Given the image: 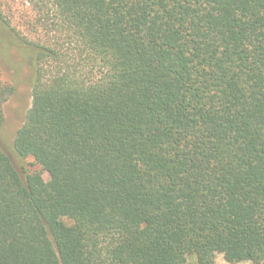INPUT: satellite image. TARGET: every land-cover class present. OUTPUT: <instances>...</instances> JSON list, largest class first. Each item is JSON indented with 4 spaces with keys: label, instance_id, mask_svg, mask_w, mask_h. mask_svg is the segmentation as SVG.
<instances>
[{
    "label": "trees",
    "instance_id": "obj_1",
    "mask_svg": "<svg viewBox=\"0 0 264 264\" xmlns=\"http://www.w3.org/2000/svg\"><path fill=\"white\" fill-rule=\"evenodd\" d=\"M28 1L0 264H264V0Z\"/></svg>",
    "mask_w": 264,
    "mask_h": 264
},
{
    "label": "rangeland",
    "instance_id": "obj_2",
    "mask_svg": "<svg viewBox=\"0 0 264 264\" xmlns=\"http://www.w3.org/2000/svg\"><path fill=\"white\" fill-rule=\"evenodd\" d=\"M40 12L28 0H0V71L2 79L14 86L10 98L4 103V124L0 128V148L6 151L13 162L19 167H26L28 173L40 172L44 181L48 175L33 157L20 158L15 152L13 142L17 130L24 123L28 110L32 105L31 70L24 63V58L12 41L13 33L8 23L28 37L35 38L42 28L37 27ZM6 22V23H5ZM7 25V26H6ZM5 30V32L3 31ZM8 30V31H7ZM36 30H39L36 34ZM187 264H196L189 259ZM215 264H231L224 254L217 255ZM239 264H252L250 261Z\"/></svg>",
    "mask_w": 264,
    "mask_h": 264
}]
</instances>
